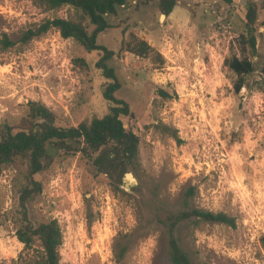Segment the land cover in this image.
Instances as JSON below:
<instances>
[{"label":"rangeland","instance_id":"1","mask_svg":"<svg viewBox=\"0 0 264 264\" xmlns=\"http://www.w3.org/2000/svg\"><path fill=\"white\" fill-rule=\"evenodd\" d=\"M250 1L178 0L166 16L159 0H130L110 18L115 27L98 41L114 52L109 65L122 82L118 95L131 104L134 115L122 120L139 137V160L135 169L111 161L100 166L98 154L60 152L35 176L42 192L28 204L29 217L35 224L58 221L60 264H172L162 219L183 208L189 187L192 207L236 219L234 228L180 224L177 235L192 260L264 264V0H256V55L239 47ZM68 14V7L49 10L38 0H0V35L14 42H0V123L16 124L31 101L46 105L63 127L106 112L99 54L55 28L22 40L26 31ZM135 38L145 50L136 49ZM234 54L255 68L240 93L225 64ZM25 184L23 164L0 174V264L27 255L16 235ZM118 243L128 246L120 260Z\"/></svg>","mask_w":264,"mask_h":264},{"label":"trees","instance_id":"2","mask_svg":"<svg viewBox=\"0 0 264 264\" xmlns=\"http://www.w3.org/2000/svg\"><path fill=\"white\" fill-rule=\"evenodd\" d=\"M38 1L49 10L68 7L69 14L66 17L46 20L37 29L26 31L22 40L29 41L55 28L63 38L74 40L88 53L99 54L95 68L103 78L100 92L106 104V112L101 117H93L76 126L63 127L57 124L55 113L46 105L31 101L27 105L26 114L16 124L0 123V174L5 167L17 164H23L26 173V184L18 194L20 226L16 235L24 244L27 255L25 258L21 256L14 264H60L59 250L63 244V233L58 221L54 219L35 224L30 219L28 210L30 201L42 192V183L37 181L35 176L48 169L60 152L82 153L92 158L98 154L95 162L100 166L111 161L113 167L123 165L133 169L138 164L140 152L139 137L122 120V117H131L134 114L131 104L118 95L122 82L116 69L109 65L114 52L98 41L101 33L115 27L110 18L118 16L121 9L129 7L130 0ZM220 1L228 5L234 2ZM177 3L178 0H159V9L169 16ZM243 8L246 31L239 36V47L243 54L249 49L256 55V0L248 2ZM2 35V44L6 47L14 44L5 33ZM135 41L137 50H145L144 42L137 38ZM225 64L236 74L235 92L240 93L247 86L246 76L255 71L253 62L245 55L240 57L234 54L225 60ZM172 135L178 143L183 142L176 130ZM193 195L194 188L189 187L183 198V208L178 212H166L162 219L168 233L172 264H196L177 235L180 224L194 222L218 223L233 228L236 226V219L224 212L192 207ZM262 243L264 246V236ZM127 249V245L117 244L119 260L124 257ZM32 251H36L37 255L30 254Z\"/></svg>","mask_w":264,"mask_h":264},{"label":"water","instance_id":"3","mask_svg":"<svg viewBox=\"0 0 264 264\" xmlns=\"http://www.w3.org/2000/svg\"><path fill=\"white\" fill-rule=\"evenodd\" d=\"M131 178V176H129ZM132 180V179H131ZM129 182V181H128ZM131 182V181H130Z\"/></svg>","mask_w":264,"mask_h":264}]
</instances>
